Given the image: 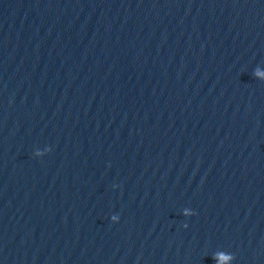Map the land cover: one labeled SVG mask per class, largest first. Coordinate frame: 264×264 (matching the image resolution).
<instances>
[{"label": "water", "instance_id": "water-1", "mask_svg": "<svg viewBox=\"0 0 264 264\" xmlns=\"http://www.w3.org/2000/svg\"><path fill=\"white\" fill-rule=\"evenodd\" d=\"M0 264H264V0H0Z\"/></svg>", "mask_w": 264, "mask_h": 264}]
</instances>
